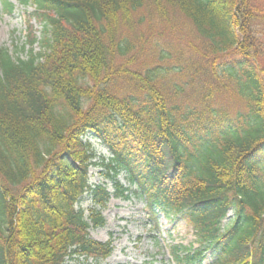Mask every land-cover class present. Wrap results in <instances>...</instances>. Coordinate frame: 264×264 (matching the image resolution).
<instances>
[{"label": "trees", "instance_id": "obj_1", "mask_svg": "<svg viewBox=\"0 0 264 264\" xmlns=\"http://www.w3.org/2000/svg\"><path fill=\"white\" fill-rule=\"evenodd\" d=\"M17 1L41 22L43 51L32 50L35 32L25 58L0 48V264L108 259L113 242L90 229L105 226L112 198H138L152 221L163 213L197 229L200 248L172 247L177 264H203L209 251L211 264H264V77L248 1ZM172 12L212 56L188 65L207 95L183 109L156 84L160 68L114 87L128 72L116 59L135 49L139 27ZM213 80L233 83L251 110L214 106ZM93 164L113 190L89 183Z\"/></svg>", "mask_w": 264, "mask_h": 264}, {"label": "rangeland", "instance_id": "obj_2", "mask_svg": "<svg viewBox=\"0 0 264 264\" xmlns=\"http://www.w3.org/2000/svg\"><path fill=\"white\" fill-rule=\"evenodd\" d=\"M4 1L0 0V48L7 49L13 57L25 58L29 53L30 39L35 32L38 42L32 50L34 53L43 51L42 24L39 19L32 18V7H24L17 0H9L13 3L14 10L9 14L4 9ZM247 1L250 4L248 9L254 11L251 32L255 46L251 52L259 55L258 62L264 77V0ZM168 19L162 23L151 19L139 27L135 49L131 54L116 59V64L128 72L118 76L120 79L114 87L128 90L132 86L127 76L129 73L143 74L147 70L160 68L166 73L156 84L162 89L164 96L172 99V104L183 109L187 105L193 106L202 96L207 95L204 88H200L198 83L190 82L186 77L188 65L203 63L212 56L208 42L197 34L184 16L172 12ZM223 58L225 56L220 57V60ZM122 76L124 77L121 79ZM223 81L227 82L224 78ZM223 81H220L221 85H217L213 80L211 103L226 109L232 115L249 112L250 99L239 94L233 83L225 85ZM94 145L99 154L109 157L110 152L105 146L98 142ZM104 171L105 168L100 165L90 166L89 183L106 182L113 190ZM120 178L125 182L124 176L120 175ZM19 189L18 187L15 190ZM89 205V199L82 201L83 208ZM102 213L106 224L90 229L91 236L104 242L111 240L115 247L114 253L105 260L80 258L72 262L73 264H177L173 259V246L184 245L192 247L193 250L200 248V237L195 227L183 220L174 221L163 213L152 221L145 213L143 202L138 198H112ZM229 215L227 220L233 218L232 212ZM211 254L210 251L206 253L203 264H211Z\"/></svg>", "mask_w": 264, "mask_h": 264}]
</instances>
